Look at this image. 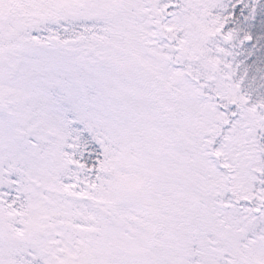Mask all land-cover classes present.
Returning a JSON list of instances; mask_svg holds the SVG:
<instances>
[{
	"label": "snow or ice",
	"instance_id": "6c2138e0",
	"mask_svg": "<svg viewBox=\"0 0 264 264\" xmlns=\"http://www.w3.org/2000/svg\"><path fill=\"white\" fill-rule=\"evenodd\" d=\"M0 264H264V0H0Z\"/></svg>",
	"mask_w": 264,
	"mask_h": 264
}]
</instances>
